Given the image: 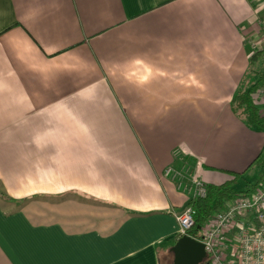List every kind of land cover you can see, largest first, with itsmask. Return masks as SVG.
<instances>
[{
	"label": "crops",
	"instance_id": "obj_1",
	"mask_svg": "<svg viewBox=\"0 0 264 264\" xmlns=\"http://www.w3.org/2000/svg\"><path fill=\"white\" fill-rule=\"evenodd\" d=\"M263 45L264 0H0V264L172 255L188 198L163 169L255 160L230 101Z\"/></svg>",
	"mask_w": 264,
	"mask_h": 264
},
{
	"label": "built area",
	"instance_id": "obj_2",
	"mask_svg": "<svg viewBox=\"0 0 264 264\" xmlns=\"http://www.w3.org/2000/svg\"><path fill=\"white\" fill-rule=\"evenodd\" d=\"M256 97L263 103L264 88L257 90ZM259 108L264 117V103ZM172 158L180 160L181 165L166 166L162 177L173 182L188 200L206 196V184L196 176L182 152L174 149ZM175 219L179 236L188 235L193 225L191 207L185 205ZM197 240L203 244L209 264H264V179L252 192L233 198L213 213Z\"/></svg>",
	"mask_w": 264,
	"mask_h": 264
},
{
	"label": "trees",
	"instance_id": "obj_3",
	"mask_svg": "<svg viewBox=\"0 0 264 264\" xmlns=\"http://www.w3.org/2000/svg\"><path fill=\"white\" fill-rule=\"evenodd\" d=\"M260 88H264V45L250 55L244 84L236 89L230 101L231 111L236 117L248 127L264 132V117L259 108L264 101L260 103L256 97L257 90ZM250 169L254 170L253 182L246 183L241 189H236L235 185ZM229 174L231 178L224 183L206 184V196L191 198L187 201L186 205L191 207L193 217V225L187 233L192 238H200L205 222L213 213L221 210L228 201L237 196L249 194L261 184L264 179V147L246 170ZM201 264H209V262L205 259Z\"/></svg>",
	"mask_w": 264,
	"mask_h": 264
},
{
	"label": "water",
	"instance_id": "obj_4",
	"mask_svg": "<svg viewBox=\"0 0 264 264\" xmlns=\"http://www.w3.org/2000/svg\"><path fill=\"white\" fill-rule=\"evenodd\" d=\"M170 252L173 258L169 264H201L206 259L203 244L189 235L179 236Z\"/></svg>",
	"mask_w": 264,
	"mask_h": 264
},
{
	"label": "rangeland",
	"instance_id": "obj_5",
	"mask_svg": "<svg viewBox=\"0 0 264 264\" xmlns=\"http://www.w3.org/2000/svg\"><path fill=\"white\" fill-rule=\"evenodd\" d=\"M254 179V170L250 169L244 174L243 178L235 185L236 189H241L246 183H252ZM173 256L167 254L164 250H160V260L161 264H169L172 261Z\"/></svg>",
	"mask_w": 264,
	"mask_h": 264
},
{
	"label": "flooded vegetation",
	"instance_id": "obj_6",
	"mask_svg": "<svg viewBox=\"0 0 264 264\" xmlns=\"http://www.w3.org/2000/svg\"><path fill=\"white\" fill-rule=\"evenodd\" d=\"M171 262H172V261H171ZM171 262H170V263H171Z\"/></svg>",
	"mask_w": 264,
	"mask_h": 264
}]
</instances>
